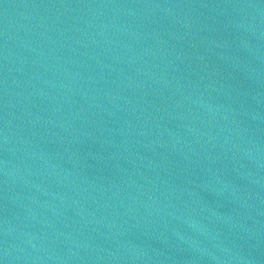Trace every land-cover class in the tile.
I'll return each mask as SVG.
<instances>
[{"label": "water", "instance_id": "water-1", "mask_svg": "<svg viewBox=\"0 0 264 264\" xmlns=\"http://www.w3.org/2000/svg\"><path fill=\"white\" fill-rule=\"evenodd\" d=\"M0 264H264V0H0Z\"/></svg>", "mask_w": 264, "mask_h": 264}]
</instances>
